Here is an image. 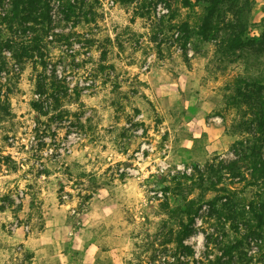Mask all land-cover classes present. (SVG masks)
<instances>
[{
  "label": "rangeland",
  "instance_id": "obj_1",
  "mask_svg": "<svg viewBox=\"0 0 264 264\" xmlns=\"http://www.w3.org/2000/svg\"><path fill=\"white\" fill-rule=\"evenodd\" d=\"M70 1V19L50 2L43 63L3 51L0 264H228L236 234L207 202L178 242L201 190L176 181L247 137L227 96L264 76V51H230L227 24L259 34L264 0H222L211 33L209 0ZM243 234L232 264H264V236Z\"/></svg>",
  "mask_w": 264,
  "mask_h": 264
},
{
  "label": "trees",
  "instance_id": "obj_2",
  "mask_svg": "<svg viewBox=\"0 0 264 264\" xmlns=\"http://www.w3.org/2000/svg\"><path fill=\"white\" fill-rule=\"evenodd\" d=\"M221 1H208V14L203 24L210 33L211 30L218 31V25L212 24V21L219 17L220 9L217 6ZM50 2L51 0H0V73L8 65L3 55L4 48L10 50L12 57L18 62L39 59L43 63L46 56L43 41L51 24ZM64 3L66 19H70L79 8L70 0H64ZM227 25L229 42L226 47L230 51H264V30L259 34H250L241 16L236 14ZM5 30L13 36H5ZM14 35L27 39L22 38L17 42ZM227 104L240 110L243 119L238 123L247 137L234 145L232 159L214 160L206 164L205 169L196 167L195 173L180 176L176 186L182 188L184 183L190 181V194L195 189L201 190L198 196L186 199L182 206L186 222L181 227L178 242L181 243L184 237L194 232L195 218L207 202L210 216L216 217L218 223L222 222V227L229 223V230L236 234L233 240L223 246L225 255L229 256L228 264H232L234 252L241 254L242 248L248 245L246 234L240 236L242 229L249 234L264 236V76L238 78L233 91L227 96ZM234 183H242L243 187H233ZM247 188L256 189L254 197L248 199L242 194ZM208 191L214 192L215 196L205 199Z\"/></svg>",
  "mask_w": 264,
  "mask_h": 264
},
{
  "label": "crops",
  "instance_id": "obj_3",
  "mask_svg": "<svg viewBox=\"0 0 264 264\" xmlns=\"http://www.w3.org/2000/svg\"><path fill=\"white\" fill-rule=\"evenodd\" d=\"M34 264H37V263H34Z\"/></svg>",
  "mask_w": 264,
  "mask_h": 264
}]
</instances>
